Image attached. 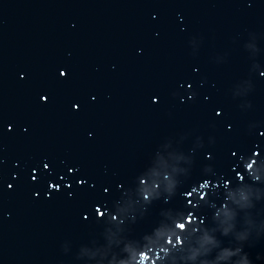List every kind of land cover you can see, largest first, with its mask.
Instances as JSON below:
<instances>
[{
    "label": "water",
    "instance_id": "water-1",
    "mask_svg": "<svg viewBox=\"0 0 264 264\" xmlns=\"http://www.w3.org/2000/svg\"><path fill=\"white\" fill-rule=\"evenodd\" d=\"M262 72L264 0H0V264H264Z\"/></svg>",
    "mask_w": 264,
    "mask_h": 264
},
{
    "label": "clouds",
    "instance_id": "clouds-1",
    "mask_svg": "<svg viewBox=\"0 0 264 264\" xmlns=\"http://www.w3.org/2000/svg\"><path fill=\"white\" fill-rule=\"evenodd\" d=\"M261 75H264V72H262ZM238 175H239V174H238ZM142 183H143V181H142ZM225 183H227V181H226ZM145 198L147 199V196H146ZM190 217H191V216L186 217V218H184V220H183L182 222H178V223L176 224V228H177L179 231H181V232H183L184 230H186L187 227H188V224H189V219H190ZM158 234H162V233H158ZM204 239H205V241H209V240H210V238H208L207 236H205ZM176 241H177V242H180V237H179V236L176 237ZM169 242H171V241H169ZM163 250H164V251H167L166 248L163 249ZM137 255L139 256V260H136V261H135V264H146V261L148 260V257H147V255H146V253L143 252V251H141V252H139ZM229 255H232V253H231V252H228V251L226 250V251L222 254V257H221V258H226V257L229 256ZM191 258H193V259L195 258V253L193 254V256H192ZM122 264H128V262H122ZM242 264H247V262L244 261V262H242Z\"/></svg>",
    "mask_w": 264,
    "mask_h": 264
},
{
    "label": "snow or ice",
    "instance_id": "snow-or-ice-1",
    "mask_svg": "<svg viewBox=\"0 0 264 264\" xmlns=\"http://www.w3.org/2000/svg\"><path fill=\"white\" fill-rule=\"evenodd\" d=\"M60 75H61V76H65L66 73L62 71V72L60 73ZM193 95H195V94H193ZM222 111H223V110L221 109V112H222ZM216 115L219 116L220 113L218 112V113H216ZM233 155H235V153H233ZM260 155H264V153L257 154V157H259ZM236 175L238 176V173H237ZM205 182H206V183H205ZM205 182L199 184L198 186L201 187V185H203L204 187H209V184L211 183V180H205ZM81 183H83V181H81ZM10 187H11V186H10ZM105 191L107 192L108 189H105ZM192 194H193V188L191 189L190 192H187V193H186V195H188V196H191ZM190 203H191V202H190ZM98 214H99V215H103V213H98ZM185 215H186V216H191V213H185ZM190 223H191V219H189V224H190Z\"/></svg>",
    "mask_w": 264,
    "mask_h": 264
}]
</instances>
